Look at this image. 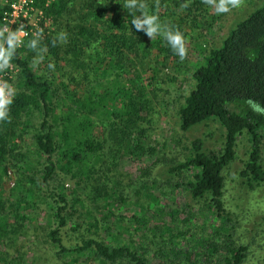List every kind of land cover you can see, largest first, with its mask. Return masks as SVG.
I'll return each mask as SVG.
<instances>
[{
    "label": "trees",
    "instance_id": "trees-1",
    "mask_svg": "<svg viewBox=\"0 0 264 264\" xmlns=\"http://www.w3.org/2000/svg\"><path fill=\"white\" fill-rule=\"evenodd\" d=\"M181 1L161 0L159 10L161 21L179 30L181 20L175 16H182L174 7ZM192 3L198 8L202 4L201 0ZM148 4L150 11H156L154 0ZM5 7L0 3V20ZM46 12L58 26H65L61 31L68 34V40L53 46V37L61 31L45 34L41 46L48 51L43 63L33 69L34 53L27 47L33 36L26 37L17 50L24 53L12 61L18 87L11 122H0V172L6 175L9 158L16 159L12 167L18 176L10 190L12 198L0 194V243L20 231L38 193L48 192L56 225L47 237L59 253L123 264H245L252 238L239 241L235 237L224 202V171L235 161L238 137L245 132L249 149L238 174L251 189L264 186V132L260 133L264 116L247 104L252 98L264 106V0L219 45L208 49L203 63L193 69V85L177 110L182 132L216 118L221 126L218 147L209 149L200 136L191 138L183 155L163 168L164 181H137L136 193L141 197H136L138 207L131 215L124 212L130 203L123 194L126 190L108 173L129 158L137 161L151 156L150 163L142 166L146 173L158 160L164 163L146 134L152 122V90L145 88L143 70L147 60H152V48L154 56L168 57L174 52L164 46L162 37L152 41L143 32L132 31L131 16L117 0H53ZM71 13L77 22L62 26L63 17ZM50 62L55 71L47 67ZM72 72L76 75L65 77ZM34 111L37 121L30 117ZM23 134L30 135L40 157L37 177L25 174L30 165L15 151ZM61 173L73 181L69 191L63 184L59 183V189L52 184ZM177 192L198 204L194 208L186 203L189 210L184 217L156 194L174 199ZM7 200L15 207L12 215L6 212ZM204 208L211 216L207 225L193 226L192 218L204 214ZM73 213L92 217L93 223H86L83 230L90 232L93 224L108 239L83 237L80 243L66 246L61 230ZM151 219L155 223L150 226ZM76 225V229L83 227L79 221ZM131 229V234L140 230L141 236L125 241ZM158 230L159 235L154 232Z\"/></svg>",
    "mask_w": 264,
    "mask_h": 264
},
{
    "label": "rangeland",
    "instance_id": "rangeland-1",
    "mask_svg": "<svg viewBox=\"0 0 264 264\" xmlns=\"http://www.w3.org/2000/svg\"><path fill=\"white\" fill-rule=\"evenodd\" d=\"M52 1L34 0L32 9L24 21V27L28 31L27 37L33 36V33L40 29L43 30V36L48 34V32L65 30V26L63 25L66 22L70 24L77 22L76 15L71 13L69 16L65 15L63 17L62 26L64 28L58 26L57 22L54 21L53 15L46 12V7ZM185 2H188V0H182L180 3L183 4ZM192 2L193 0H190V6L187 9H181V4L176 8L174 7L175 12H179L180 16H182V19L175 16V20H181L180 31L188 41V58L180 61L178 56L174 57V54H168V57H163V54L154 56L156 49L152 48V60L146 59L149 63L144 66L143 70L145 88L152 90L150 92L152 93V107L149 110H152L149 115L152 118V122L148 125L146 134H148L151 144L156 146V150H158L164 163L158 160L155 168L152 169L151 166L150 172L146 173L142 170V166L150 163L151 156L137 161L129 158L122 160L119 165L108 173V175L119 179L120 185L127 192L123 193L128 196V201L130 202L124 211L127 215L135 214L136 207H138L136 205V200L138 199L136 198L138 196L136 192L139 191L137 181L146 179L149 182L155 180L154 178L162 179L159 181H164L166 175L163 172V168L174 157H181L183 155L185 147L191 138L200 136L203 138L207 148L215 149L218 147L221 126L216 118L196 125L186 132H182L177 123V110L183 102L184 96L193 85L191 76L193 69L203 63L204 55L208 49L219 45L225 34L240 19H243L245 15L247 16L261 0H245V5L241 8L234 9L232 12L222 15L215 14L213 10L203 3H199L201 6L198 8L196 6L197 4ZM0 3L2 6H6V0H0ZM1 22L0 20V26ZM18 53L20 55L24 52L21 50L17 51ZM148 66L150 67L148 68ZM8 71L10 74L9 82L17 89V67L14 63H12V67ZM71 75H76V72L69 73L68 75L65 74V77H70ZM151 76L152 83L150 82ZM30 117H32L33 121H37L35 111ZM263 132L264 129H260V133ZM248 149L249 141L247 134L244 132L238 137L235 161L224 171V202L229 217L231 218V223L233 222L234 224L235 237L239 241H249L252 238L249 258L245 264H264V186H257L251 189L238 174L239 169L243 166L247 158ZM15 151L23 154L26 165H30L25 174L33 177L39 176L41 167L40 157L30 139V135L23 134ZM15 162L16 159L10 160L9 158L6 175L0 172V176L2 177L0 180V194L2 193L3 196L9 198H12L10 190L18 176L15 173V167H12V163ZM57 178L59 179L58 182L56 181L52 184H55L58 189L60 188L59 183L63 184L65 191H69L73 185V181L69 176L61 173ZM156 194L159 195L163 202H168L169 207L181 210L183 217L187 215V210H189V207L185 206L186 203L190 205L194 204V208L198 207V204H195L182 192H177L174 199H168L167 196L161 193ZM138 197L140 198L141 194ZM10 201L12 200H7L6 212L12 215L15 207L14 205H8ZM49 202H52L51 193H38L33 212L27 220H24L20 231L15 236L13 235L12 238H3V241H1L0 258L2 260H0V264H123L117 262H102L97 259H91L87 255L77 256L72 252L65 254L59 253L58 248L47 237L48 230L56 225L51 217V210L48 206ZM204 212V214L197 213L192 218L193 226L197 224L205 227L207 225L208 219L211 216L210 212L206 211L205 208ZM75 213H73L67 227L61 230L63 243L66 246L70 247L80 243L83 237L108 239V235L102 231H95L93 224L91 225L90 232L83 230L87 228L86 223H93V219L89 216H86V218L78 216ZM99 215L100 213L98 217ZM77 221L83 224V227H78L80 229H76ZM151 221L153 220L151 219L148 223L150 226L152 223H155H151ZM132 231L131 229L130 234L125 233V241L130 239H134L135 241L140 238V230L135 229L131 234ZM154 232L157 235L160 233L159 230ZM154 232H152V236ZM153 240L152 237V251L156 249V242L153 243Z\"/></svg>",
    "mask_w": 264,
    "mask_h": 264
},
{
    "label": "clouds",
    "instance_id": "clouds-1",
    "mask_svg": "<svg viewBox=\"0 0 264 264\" xmlns=\"http://www.w3.org/2000/svg\"><path fill=\"white\" fill-rule=\"evenodd\" d=\"M122 3L123 8L131 16V29L136 32H143L150 40H155L160 36L166 41L180 61L188 58L189 47L188 41L179 28H173L169 24L161 21L159 10L161 0H154L156 11L149 9L148 0H117ZM217 15L227 14L234 9L241 8L245 5V0H201ZM190 6V0L180 5L181 9H187ZM27 35L23 31V25L18 28H10L7 23L0 26V73L11 69L12 61L17 54V50L24 45V37ZM43 30H37L33 33V38L28 41L27 47L34 53L30 67L35 69L43 63L48 51L47 46H41ZM68 34L64 31L59 32L53 37V46L66 44ZM49 69L55 71V64L49 63ZM17 94L16 87L7 80L0 79V122H11L10 111ZM247 104L250 109L258 115L264 116V106L256 100L249 98Z\"/></svg>",
    "mask_w": 264,
    "mask_h": 264
},
{
    "label": "built area",
    "instance_id": "built-area-1",
    "mask_svg": "<svg viewBox=\"0 0 264 264\" xmlns=\"http://www.w3.org/2000/svg\"><path fill=\"white\" fill-rule=\"evenodd\" d=\"M33 3L34 0H6V7L1 18V26L5 23H7L10 28H18L23 25V31L27 34L25 35V37H27L28 31L24 27V21L29 11L32 9ZM9 78L10 74L8 70L4 73H0V79L9 82Z\"/></svg>",
    "mask_w": 264,
    "mask_h": 264
}]
</instances>
